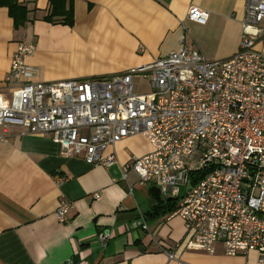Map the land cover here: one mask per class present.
Masks as SVG:
<instances>
[{"label":"crops","instance_id":"obj_1","mask_svg":"<svg viewBox=\"0 0 264 264\" xmlns=\"http://www.w3.org/2000/svg\"><path fill=\"white\" fill-rule=\"evenodd\" d=\"M10 2L28 10L18 27ZM69 5L72 26L44 20L48 0H0L4 99L20 41L35 46L25 58L32 81L105 78L180 49L182 36L184 46L198 47L207 59L230 58L239 49L245 12V0H66ZM190 6L208 11L205 24L186 18ZM151 150L142 135L130 136L107 149L114 163L90 166L63 155L51 133L0 130V264H71L73 258L79 264H264L256 251L229 256L220 243L214 253L202 251L180 217L158 210L168 201L177 206L179 195L140 183L133 171L123 178L129 158ZM61 201L69 203L65 222L56 217ZM101 231L110 235L104 248Z\"/></svg>","mask_w":264,"mask_h":264},{"label":"built area","instance_id":"obj_2","mask_svg":"<svg viewBox=\"0 0 264 264\" xmlns=\"http://www.w3.org/2000/svg\"><path fill=\"white\" fill-rule=\"evenodd\" d=\"M208 14L190 6L186 18L205 24ZM262 20L264 0H245L239 49L230 58L207 59L198 47L184 46L182 36L180 49L105 78L32 81L25 58L35 46L20 41L6 78L9 98L0 94V130L51 133L63 155L105 167L115 162L108 148L142 135L152 150L132 155L123 178L133 171L140 183L179 195L171 217L182 219L202 251L214 253L220 243L226 255L256 251L264 262ZM135 79L150 90L140 93ZM68 209L59 203V222ZM109 237L97 234L102 248Z\"/></svg>","mask_w":264,"mask_h":264},{"label":"trees","instance_id":"obj_3","mask_svg":"<svg viewBox=\"0 0 264 264\" xmlns=\"http://www.w3.org/2000/svg\"><path fill=\"white\" fill-rule=\"evenodd\" d=\"M8 8L9 14H11L14 19V25L16 27L20 26L27 17V8L15 2H10ZM44 20L48 22L62 23L68 26H72L74 21L73 9L71 5L66 8V0H48V6L46 15L44 16ZM191 178L193 179L192 176ZM160 208H162L163 211L171 212L176 208V205L175 202L168 201L167 204H165L163 207H159L158 210ZM157 211L156 213H158ZM71 264H79V261L73 258Z\"/></svg>","mask_w":264,"mask_h":264},{"label":"rangeland","instance_id":"obj_4","mask_svg":"<svg viewBox=\"0 0 264 264\" xmlns=\"http://www.w3.org/2000/svg\"><path fill=\"white\" fill-rule=\"evenodd\" d=\"M135 82L140 84L139 92L145 93L150 90V86L147 82L141 80V79H135Z\"/></svg>","mask_w":264,"mask_h":264}]
</instances>
